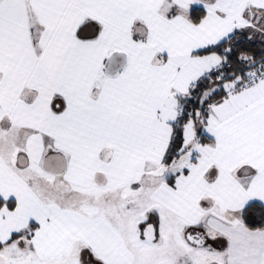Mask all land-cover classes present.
Here are the masks:
<instances>
[{
	"label": "crops",
	"instance_id": "obj_1",
	"mask_svg": "<svg viewBox=\"0 0 264 264\" xmlns=\"http://www.w3.org/2000/svg\"><path fill=\"white\" fill-rule=\"evenodd\" d=\"M192 5L206 10L199 23ZM261 22L264 0H0V198L15 202L0 208V242L36 263L133 264L112 217L70 205L76 192L129 186L148 194L157 237L159 220L196 228L195 245L209 228L224 264H264V227L241 218L252 201L264 207V81L220 83L202 110L204 152L157 176L179 98L221 61L197 52ZM115 48L126 60L106 73Z\"/></svg>",
	"mask_w": 264,
	"mask_h": 264
},
{
	"label": "rangeland",
	"instance_id": "obj_2",
	"mask_svg": "<svg viewBox=\"0 0 264 264\" xmlns=\"http://www.w3.org/2000/svg\"><path fill=\"white\" fill-rule=\"evenodd\" d=\"M183 10L185 11V9ZM144 26V22L136 17L132 26H130L128 34L133 37H139L142 31H144ZM258 26L259 28L256 29L257 33L254 36L264 40V23L261 22ZM110 53L111 54L106 57L103 67L104 72L113 74L124 64L126 54L122 53L118 48L111 50ZM234 79H240V76ZM227 84L229 85V82ZM217 85L218 84L208 92L213 91L217 87H219V89L221 88L220 83L219 86ZM203 98L205 100L203 101L202 99L203 102H200L201 106L203 105V107L207 108L210 103V98L207 97L206 93ZM202 110H204V108ZM197 116L192 117L190 115L183 123L182 132L184 142L180 157L178 159L175 158L169 163L171 165L163 162V169L157 176L162 177L163 170L165 171L164 174H169L174 170L183 169L187 163L193 160V153L202 154L204 152L205 147L203 142L197 135L198 127H200L204 119V112L202 115L200 113L199 116ZM167 165H169V169L166 167ZM132 190L133 189L128 186L120 191L96 188L80 191L72 195L70 205L72 204L76 206V208L78 207L86 212L90 207V209L94 211L108 214L112 217V220L117 224L116 226L121 229L122 236L127 246L134 254L133 264H224L225 255L223 249L217 246V238H215L213 231L209 228H205L207 237L205 244L195 245L188 241L186 236V232L190 226L183 228L179 224V226L176 224L168 225L163 224L159 220L158 230L160 235L164 237H157L152 242L146 241L141 234L140 222H145V219H154L152 215L146 213V209L149 208V205L152 203L147 198V193L142 192L139 193L138 196H135L131 195ZM81 201L87 204H81ZM159 214L164 216L165 212L160 210ZM3 244L2 242V246H0V264L46 263L44 261L36 263L32 257L28 259L25 252L21 251V249H17L16 247L12 248L9 244L7 246ZM13 244H18V242L14 241ZM62 261L63 260H61V263Z\"/></svg>",
	"mask_w": 264,
	"mask_h": 264
},
{
	"label": "trees",
	"instance_id": "obj_3",
	"mask_svg": "<svg viewBox=\"0 0 264 264\" xmlns=\"http://www.w3.org/2000/svg\"><path fill=\"white\" fill-rule=\"evenodd\" d=\"M205 13L206 10L203 6L192 5L189 8L188 16L193 23H199ZM86 26L94 27V32H92V35L90 34V37L97 36L99 24L96 21L88 19L81 27ZM233 33L234 36L232 38H226L217 44L208 46L197 52L199 54L215 52L221 58V61L216 68L211 69L208 76H201L196 80L188 96H181L179 98L183 103V110L174 126L172 139L164 155V163H171L181 154L183 145V123L190 115L196 117L197 110L202 113L203 105L201 106L200 99L205 90L209 89L215 83H222L237 76H240V80L244 81L246 79V72L249 69L264 65V40L255 36H250L247 32L242 30H236ZM142 36L144 37L145 33ZM134 38L138 37L134 36ZM220 93L221 89L216 90L209 98H216ZM197 135L203 142L210 141L203 133L201 126L197 130ZM239 170L241 171V168ZM5 204L9 207H14L15 202L13 199L6 200L0 198V208ZM241 218L243 224L248 228L255 229L264 227L263 205L258 201L250 202L243 209ZM30 225L33 226L34 223ZM142 227L143 223L141 222L140 228L142 229ZM14 235H17V233ZM0 246H2V242H0Z\"/></svg>",
	"mask_w": 264,
	"mask_h": 264
},
{
	"label": "built area",
	"instance_id": "obj_4",
	"mask_svg": "<svg viewBox=\"0 0 264 264\" xmlns=\"http://www.w3.org/2000/svg\"><path fill=\"white\" fill-rule=\"evenodd\" d=\"M233 36H234V33L232 32L228 35V38H232ZM217 66H218V64L216 66H214V68H216ZM214 68H212V69H214ZM210 71L204 72L202 76L203 77L208 76ZM263 81H264V65L251 68L246 72L245 85L247 87H251V86L258 84V83H261ZM194 84H192V87L194 86ZM176 108H177V113L179 114L181 112V109L183 108V103L181 101H178Z\"/></svg>",
	"mask_w": 264,
	"mask_h": 264
},
{
	"label": "water",
	"instance_id": "obj_5",
	"mask_svg": "<svg viewBox=\"0 0 264 264\" xmlns=\"http://www.w3.org/2000/svg\"><path fill=\"white\" fill-rule=\"evenodd\" d=\"M199 114L200 112L199 110H197L196 115ZM141 234L146 241L148 242L154 241L157 237L156 225L154 221L151 220L150 222L146 223L141 229ZM186 236L188 241H190L191 243L202 244L204 242V239L198 234H193L188 232Z\"/></svg>",
	"mask_w": 264,
	"mask_h": 264
},
{
	"label": "flooded vegetation",
	"instance_id": "obj_6",
	"mask_svg": "<svg viewBox=\"0 0 264 264\" xmlns=\"http://www.w3.org/2000/svg\"><path fill=\"white\" fill-rule=\"evenodd\" d=\"M149 215H151V214H149ZM145 220H146L145 222L142 221L143 226H144L146 223H148V222L151 221V219H145ZM188 232H189V233H193V234H198V235H200L199 232L197 231V229H196V228H193V227H191L190 230H189Z\"/></svg>",
	"mask_w": 264,
	"mask_h": 264
}]
</instances>
